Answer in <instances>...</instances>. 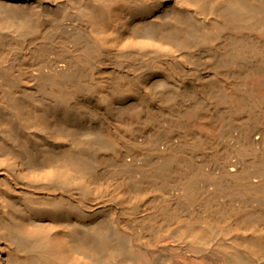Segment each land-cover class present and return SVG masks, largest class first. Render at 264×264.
Segmentation results:
<instances>
[{"label": "bare ground", "instance_id": "bare-ground-1", "mask_svg": "<svg viewBox=\"0 0 264 264\" xmlns=\"http://www.w3.org/2000/svg\"><path fill=\"white\" fill-rule=\"evenodd\" d=\"M0 264H264V0H0Z\"/></svg>", "mask_w": 264, "mask_h": 264}]
</instances>
